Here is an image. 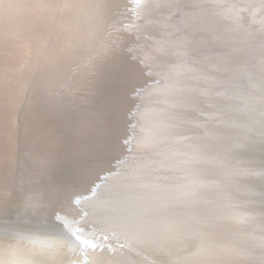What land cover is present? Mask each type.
<instances>
[{
	"label": "water",
	"instance_id": "obj_1",
	"mask_svg": "<svg viewBox=\"0 0 264 264\" xmlns=\"http://www.w3.org/2000/svg\"><path fill=\"white\" fill-rule=\"evenodd\" d=\"M112 1L46 101L26 65L63 40L54 2L0 0V78L27 71L35 153L23 182L0 172V228L46 232L65 253L41 264H264V0Z\"/></svg>",
	"mask_w": 264,
	"mask_h": 264
},
{
	"label": "bare ground",
	"instance_id": "obj_2",
	"mask_svg": "<svg viewBox=\"0 0 264 264\" xmlns=\"http://www.w3.org/2000/svg\"><path fill=\"white\" fill-rule=\"evenodd\" d=\"M53 2V8L56 11L50 16L48 27L52 36L62 34L63 40L56 53L50 58V62L46 60L34 65H26L27 68L42 79H39L37 84L34 85L36 86L35 89L29 93L32 94L33 98H42L46 101L48 100L46 95L40 92L43 87H51L60 78V75L67 67L69 53L73 44L74 46L80 44L89 29L94 27L93 31L96 26L101 25L99 23L100 18H98V9L102 8L103 11L109 14L110 18L116 14L115 8L111 5L114 4L112 0L94 1L92 8L79 5L75 11L72 8L73 0H53ZM52 4H49V6ZM89 13L93 14L95 19V23H90V26L87 25L85 18ZM69 22H76L77 24L69 30L67 29ZM46 40V37L39 40V45L46 42ZM41 51L45 50L39 49L38 53ZM26 74L27 71L15 70L13 74L0 78V172L3 171L4 174L7 173L21 182L25 180L31 168L30 166L35 161V153L31 149L32 146L27 139V132L24 130V121L21 130L18 127L17 119L18 113L24 105V97L22 96L25 94L24 83H21L20 80L27 77L28 75ZM8 115H10L9 123ZM8 146L11 152H14V162L11 167L10 164H6L3 158ZM18 162H22L23 170H18V168L13 170L16 163L18 166ZM2 197H0V212L8 208V205L4 203L6 197L4 199ZM45 233L40 230H31L30 233L24 234L8 227L0 228V264H41L48 251H52L50 253L53 256L55 252L61 253L62 250L55 248ZM62 253L64 254L65 252Z\"/></svg>",
	"mask_w": 264,
	"mask_h": 264
}]
</instances>
